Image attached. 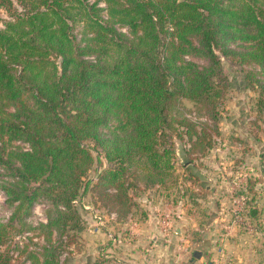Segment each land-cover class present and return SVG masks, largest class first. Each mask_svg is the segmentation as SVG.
Returning a JSON list of instances; mask_svg holds the SVG:
<instances>
[{
  "label": "trees",
  "instance_id": "trees-1",
  "mask_svg": "<svg viewBox=\"0 0 264 264\" xmlns=\"http://www.w3.org/2000/svg\"><path fill=\"white\" fill-rule=\"evenodd\" d=\"M0 7L9 15L0 27L2 189L11 220L29 216L42 198L51 204L40 225L49 246L29 253L32 264H60L53 237L83 229L75 203L84 194L121 221L136 205L132 189L172 182L171 137H187L192 153L213 146L227 79L222 57L256 65L246 77L264 96V0H0ZM184 100L213 127L191 119ZM101 157L108 166L88 178Z\"/></svg>",
  "mask_w": 264,
  "mask_h": 264
},
{
  "label": "rangeland",
  "instance_id": "rangeland-1",
  "mask_svg": "<svg viewBox=\"0 0 264 264\" xmlns=\"http://www.w3.org/2000/svg\"><path fill=\"white\" fill-rule=\"evenodd\" d=\"M2 19L8 20L9 15L0 7V27H3ZM195 60L206 63L202 59ZM222 61L227 79L223 87L224 95L218 105V129L212 132L213 146L206 153H192L188 151L190 144L187 137H171L178 151L174 180L165 187L146 188L140 184L138 188L132 189L130 193L136 205L129 216L121 218V221V216L116 212H109L98 207L99 204H94L93 192L78 198L75 206L83 229L70 227L64 236L55 233L53 237V243L61 245L60 264H78L80 258L87 264L88 258L92 256L90 251H93L88 246L89 241L101 242L98 262L94 264H128L117 257L121 248L119 239L124 242L134 240L131 224L147 217L146 206H151L155 213L160 214L159 220L167 213L171 214L172 220L179 219L177 214L194 218L188 230L191 239L195 235L201 238L205 233L201 227L210 220L218 224L214 228L216 231L213 230L214 236L220 231H231L228 225H224L226 218L235 227V232L241 230L264 237V101H261L264 96L249 85L246 77L248 72L259 69L254 64H242L233 57H222ZM183 105L191 119L213 127L214 122L193 102L184 100ZM101 161V165L97 161L89 171L88 178L94 180L95 169L108 166L105 158L101 157ZM0 174V241H6L5 245L0 246V264H32L29 253L41 255L49 246L45 230L40 225L48 222L51 204L42 198L33 205L29 216L11 220L14 206L9 204L2 189L3 181L8 180V176L1 167ZM223 204L227 209L225 214L219 210ZM86 206H91L92 210L86 209ZM90 218L105 233L108 232L107 239L96 241L93 236L84 235L90 226ZM176 226L173 221L172 235L176 233ZM259 247L264 251V241ZM199 249L203 250L202 247H194L196 252Z\"/></svg>",
  "mask_w": 264,
  "mask_h": 264
},
{
  "label": "crops",
  "instance_id": "crops-1",
  "mask_svg": "<svg viewBox=\"0 0 264 264\" xmlns=\"http://www.w3.org/2000/svg\"><path fill=\"white\" fill-rule=\"evenodd\" d=\"M221 201L223 202V200ZM146 207L147 217L141 222L136 221L131 224V230L135 234L134 240L124 242L119 239L121 248L117 257H120L123 262L128 264H263L264 251L259 246L262 245L264 237L248 234L241 230L235 232V227L229 224L228 218L224 220V225H228L232 229L231 231H220L214 236L213 230L216 231L214 228L218 227V224L215 220H210L201 227V231L205 232L204 235L201 238L200 235H195L191 239L188 230L191 228L194 218L188 217L186 214H177L179 219L173 220L177 225L176 233L174 235L170 232L166 234L161 229L160 214L155 213L151 206ZM86 209L92 210L91 206H86ZM219 210L223 214L227 212L224 204L223 207L220 206ZM89 223L90 226L84 232L85 236H93L96 241L107 239L108 232L105 233L95 220L93 222L90 218ZM114 240L117 241L118 238L115 237ZM100 243L88 242V246L93 251H90L92 256L88 258L87 264H94L97 261L100 254ZM196 246L202 247L203 250L199 249L196 252L194 250ZM79 262L86 264V261L81 258L78 260V264Z\"/></svg>",
  "mask_w": 264,
  "mask_h": 264
},
{
  "label": "built area",
  "instance_id": "built-area-1",
  "mask_svg": "<svg viewBox=\"0 0 264 264\" xmlns=\"http://www.w3.org/2000/svg\"><path fill=\"white\" fill-rule=\"evenodd\" d=\"M102 223V222H101ZM161 229L164 233L168 234L173 230V220L171 214L167 213L160 219ZM112 237V235L110 234Z\"/></svg>",
  "mask_w": 264,
  "mask_h": 264
},
{
  "label": "water",
  "instance_id": "water-1",
  "mask_svg": "<svg viewBox=\"0 0 264 264\" xmlns=\"http://www.w3.org/2000/svg\"><path fill=\"white\" fill-rule=\"evenodd\" d=\"M197 255V254H196ZM199 255H201L200 253H199Z\"/></svg>",
  "mask_w": 264,
  "mask_h": 264
}]
</instances>
